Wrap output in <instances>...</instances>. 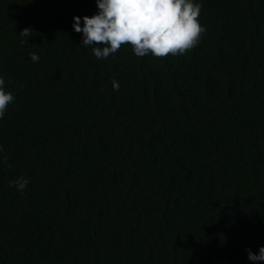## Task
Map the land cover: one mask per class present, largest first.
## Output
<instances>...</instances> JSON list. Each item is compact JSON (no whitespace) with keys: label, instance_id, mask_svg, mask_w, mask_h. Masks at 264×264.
<instances>
[{"label":"trees","instance_id":"trees-1","mask_svg":"<svg viewBox=\"0 0 264 264\" xmlns=\"http://www.w3.org/2000/svg\"><path fill=\"white\" fill-rule=\"evenodd\" d=\"M200 2L184 55L97 60L72 28L96 0H0V264H250L264 246V0Z\"/></svg>","mask_w":264,"mask_h":264},{"label":"clouds","instance_id":"clouds-1","mask_svg":"<svg viewBox=\"0 0 264 264\" xmlns=\"http://www.w3.org/2000/svg\"><path fill=\"white\" fill-rule=\"evenodd\" d=\"M96 4L98 13L73 17L72 28L82 33V46L90 47L97 60L115 55L122 46H130L140 58L184 55L199 43L206 31L199 21L200 0H96ZM29 33L25 29L21 35ZM30 59L37 63L40 57L30 53ZM113 89L119 90L115 80ZM14 101V93L6 89L5 79L0 75V120ZM0 163H6V158ZM29 182L28 178L20 177L9 186L24 194ZM245 251L250 264H264V246L257 252Z\"/></svg>","mask_w":264,"mask_h":264}]
</instances>
